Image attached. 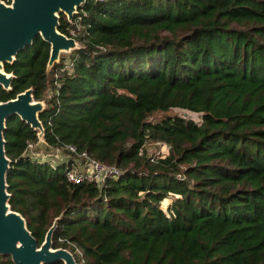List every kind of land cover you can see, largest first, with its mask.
<instances>
[{
  "label": "trees",
  "instance_id": "1",
  "mask_svg": "<svg viewBox=\"0 0 264 264\" xmlns=\"http://www.w3.org/2000/svg\"><path fill=\"white\" fill-rule=\"evenodd\" d=\"M57 31L78 48L46 71L36 36L3 64L0 101L31 88L49 147L120 172L70 183L8 116V204L37 243L57 218L51 245L76 264H264V0H84ZM146 139L166 154L149 160Z\"/></svg>",
  "mask_w": 264,
  "mask_h": 264
},
{
  "label": "water",
  "instance_id": "2",
  "mask_svg": "<svg viewBox=\"0 0 264 264\" xmlns=\"http://www.w3.org/2000/svg\"><path fill=\"white\" fill-rule=\"evenodd\" d=\"M84 0H0V87L10 89L11 73L3 70L4 63H10L16 53L39 36L49 45L46 71L59 62L61 53L77 49V42L57 31L58 14L70 21ZM43 100H34L31 88L15 94L6 101H0V256H8L12 264H76L73 255L64 248H53L51 236L57 218L44 233L41 243L27 230L23 217L13 211L9 204L5 176L9 159L4 153L3 130L5 120L16 115L21 121L36 130L34 152L50 153L53 148L43 141V129L38 114L43 110ZM39 148V149H37Z\"/></svg>",
  "mask_w": 264,
  "mask_h": 264
},
{
  "label": "built area",
  "instance_id": "3",
  "mask_svg": "<svg viewBox=\"0 0 264 264\" xmlns=\"http://www.w3.org/2000/svg\"><path fill=\"white\" fill-rule=\"evenodd\" d=\"M103 1V0H96ZM71 66L69 62L65 61L64 66L59 70L70 69ZM162 143V142H160ZM33 144H29L28 148L31 149ZM167 147V146H166ZM69 152H74L73 155L62 153L61 150L53 148V151L50 153L43 152H33L32 156L36 159L47 160L51 165H54L58 161H69L66 168L63 171L64 177L70 183L76 184L80 182H91L97 186L103 184L107 178L115 177L119 174V169L113 165H106L97 160L89 158L85 152H80L75 154L74 147L67 146ZM62 153L63 158L58 161H52L50 158L53 155V152ZM43 154L44 158H37L36 154ZM163 156V154H162ZM149 160H153L149 158Z\"/></svg>",
  "mask_w": 264,
  "mask_h": 264
},
{
  "label": "rangeland",
  "instance_id": "4",
  "mask_svg": "<svg viewBox=\"0 0 264 264\" xmlns=\"http://www.w3.org/2000/svg\"><path fill=\"white\" fill-rule=\"evenodd\" d=\"M5 3V2H4ZM65 17V16H64ZM68 56V53H61L59 55V59L62 58V60H66V57ZM167 113L169 114H176V115H180L181 117H184V118H192L194 120L197 119V116L196 114L194 113H188L184 110H181V109H176V108H173V109H170ZM161 115V114H158V113H154L152 116L154 118L151 119V117L149 118L150 121L154 120V119H157L158 116ZM143 155L147 156V158H151V159H156V158H159V156H162V154H166L167 152V147L164 143H160V142H154V141H150L149 139H146L144 141V144H143ZM39 149V148H37ZM31 151L32 148L30 149ZM37 158H44L43 157V154H36L35 155ZM52 159V161H58L59 159H62L63 156H62V153L60 152H53V155H51L50 157ZM171 202V198L170 197H167L166 199H164L162 201V207L164 208L165 205L167 206L168 203Z\"/></svg>",
  "mask_w": 264,
  "mask_h": 264
}]
</instances>
